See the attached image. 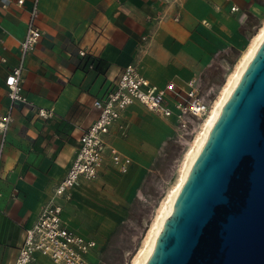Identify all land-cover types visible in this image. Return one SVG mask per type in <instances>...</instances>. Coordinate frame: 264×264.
<instances>
[{
  "label": "crops",
  "instance_id": "1",
  "mask_svg": "<svg viewBox=\"0 0 264 264\" xmlns=\"http://www.w3.org/2000/svg\"><path fill=\"white\" fill-rule=\"evenodd\" d=\"M255 2L39 1L36 24L42 36L23 71L27 102L13 103V121L5 134L0 132V264L15 263L25 229L53 198L63 205L62 218L72 229L69 222L76 214L82 216L87 196L91 203L86 207H106L99 219L107 222L103 230L123 220L164 146L175 138L176 125L139 102L127 107L105 135V158L96 178L101 191L91 192L89 182L81 178L67 192L70 198L56 196L82 132L98 117L94 99L114 87L129 63L159 87L171 81L185 87L193 76L202 77L229 49L240 46L241 22ZM233 4L239 11H232ZM31 7L32 0L22 5L0 0V116L11 104L5 79L18 62ZM80 50L88 55L81 56ZM89 62L95 67L89 68ZM40 108L50 110L51 116L40 117ZM111 146L132 159L127 172L118 173L112 165ZM110 190L112 202L105 197ZM30 264L54 262L36 253Z\"/></svg>",
  "mask_w": 264,
  "mask_h": 264
},
{
  "label": "water",
  "instance_id": "2",
  "mask_svg": "<svg viewBox=\"0 0 264 264\" xmlns=\"http://www.w3.org/2000/svg\"><path fill=\"white\" fill-rule=\"evenodd\" d=\"M145 264H264V40L197 154Z\"/></svg>",
  "mask_w": 264,
  "mask_h": 264
},
{
  "label": "built area",
  "instance_id": "3",
  "mask_svg": "<svg viewBox=\"0 0 264 264\" xmlns=\"http://www.w3.org/2000/svg\"><path fill=\"white\" fill-rule=\"evenodd\" d=\"M24 1L17 0V4L22 5ZM39 1L32 0L26 31L20 42L18 62L5 79L11 104L0 116V132L3 134L13 121V103L27 102L23 92V71L26 58L36 48L42 36V31L36 24ZM164 1L170 3L173 0ZM231 9L239 11L240 8L233 4ZM80 55L86 57L88 54L85 50H80ZM87 65L89 68L95 67L93 62ZM215 99L202 92L201 76H193L187 80L185 87H179L172 81L164 87H159L143 76L137 66L129 63L124 67L114 87L103 97L94 99L93 105L98 110V117L82 132L76 156L58 184L55 195L60 197L67 194L70 198V193L67 192L75 187L81 178L93 179L99 175L107 148L105 135L110 132L127 107L139 102L160 117H174V140L182 142L187 141L189 137L193 139L211 111ZM51 114L52 112L45 108L38 111L40 117L47 118ZM110 157L112 165L120 173L127 172L132 164V159L114 146L110 147ZM62 212L63 205L55 198L43 207L35 224L25 229L23 243L14 264H30L35 260L36 253L50 257L55 264H96L88 255L91 249H100L98 241L68 227L62 218Z\"/></svg>",
  "mask_w": 264,
  "mask_h": 264
},
{
  "label": "rangeland",
  "instance_id": "4",
  "mask_svg": "<svg viewBox=\"0 0 264 264\" xmlns=\"http://www.w3.org/2000/svg\"><path fill=\"white\" fill-rule=\"evenodd\" d=\"M263 23L264 0H256L241 22L244 37L240 46L229 49V53L221 56V61H215L214 65L208 68L202 76V92L205 95L217 98L228 73L233 69L249 40ZM171 119L175 124V118L171 117ZM192 128L196 129L195 126ZM166 130L171 131L170 127H167ZM191 139L192 137H189L187 141L182 142L172 139L167 142L161 155L152 165L137 196L129 202L123 220L113 222L109 230L102 228L107 222H99L106 207L103 206V209L95 206L92 208L90 205L86 207V204L91 203V199L89 196L84 199L85 211L80 213L82 216L76 214L78 217L75 215L74 222L69 223L76 232L87 238H94L99 242V245H103V249L93 248L90 250L88 257L91 261L96 264H132L134 255L142 244L160 202L177 180L185 149ZM118 173L120 172L118 171ZM96 178L86 179L89 182L88 190L91 192L101 191V188L96 184ZM110 191L105 197L109 202H112L114 194L113 190ZM109 204L108 206L112 207V204ZM74 207L76 206L74 205Z\"/></svg>",
  "mask_w": 264,
  "mask_h": 264
},
{
  "label": "bare ground",
  "instance_id": "5",
  "mask_svg": "<svg viewBox=\"0 0 264 264\" xmlns=\"http://www.w3.org/2000/svg\"><path fill=\"white\" fill-rule=\"evenodd\" d=\"M264 40V23L254 33L252 38L249 40L246 48L240 54L236 61L233 69L228 73L226 80L221 86L220 92L215 99L212 109L208 116L202 123L201 127L190 141L189 145L185 149L181 165L179 167L177 180L174 185L168 190L166 196L160 202L157 211L147 229V233L142 241V244L136 251L132 264H145L153 246L157 240L159 233L161 232L171 210L174 205L175 199L194 163V160L201 150L204 142L206 141L208 134L215 121L217 120L224 104L228 100L232 90L236 86L237 82L241 78L245 71L248 63L253 58L255 52L262 44Z\"/></svg>",
  "mask_w": 264,
  "mask_h": 264
}]
</instances>
